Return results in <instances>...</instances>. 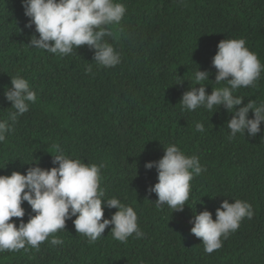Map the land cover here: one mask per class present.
Instances as JSON below:
<instances>
[{
	"label": "trees",
	"instance_id": "1",
	"mask_svg": "<svg viewBox=\"0 0 264 264\" xmlns=\"http://www.w3.org/2000/svg\"><path fill=\"white\" fill-rule=\"evenodd\" d=\"M126 6L121 22L104 39L121 56L104 68L87 46L60 57L29 47L34 26L24 15L22 0H0V120L14 111L4 92L19 74L37 93V102L20 116L0 143V175L26 174L38 163L53 167L52 155L63 154L88 165H103L102 199L117 198L137 214L142 238L126 243L113 239L110 228L95 243L76 232L73 221L38 249L0 252V264H264V123L252 138L227 126L233 113L224 108L182 109L185 91L215 84L211 61L224 39L246 40V47L264 65V0H117ZM91 72H88V69ZM209 80L196 85V71ZM233 95L243 104L264 103V70L255 87H241ZM253 118V113H249ZM203 132H197L196 123ZM11 123V122H10ZM175 144L185 155L197 156L206 171L190 181V196L182 212L148 189L157 183L155 169L164 148ZM228 199L251 204L254 215L244 218L222 247L204 254L202 240L191 234L193 215L215 211ZM25 223L34 215L25 202ZM111 218L116 209L105 208ZM19 227L20 219L13 218Z\"/></svg>",
	"mask_w": 264,
	"mask_h": 264
},
{
	"label": "clouds",
	"instance_id": "2",
	"mask_svg": "<svg viewBox=\"0 0 264 264\" xmlns=\"http://www.w3.org/2000/svg\"><path fill=\"white\" fill-rule=\"evenodd\" d=\"M24 15L29 22L25 27L34 26L35 33L29 47L44 50L60 57L69 55L74 49L87 46L93 50L94 61L104 67L113 68L121 62V56L105 41L111 35V27L121 22L126 6L117 0H22ZM216 69L215 84L227 86L212 89L207 94L201 82L209 80V72L198 70L193 87L183 93L180 104L183 110L198 108L212 110L222 107L233 113L227 126L229 139L237 133L256 137L264 123V103L254 101L243 104V97L233 95L241 87H255L264 65L258 56L246 47V40L224 39L217 45V52L211 61ZM91 72L89 68L87 70ZM4 97L14 111L7 120H0V143L13 131L12 124L30 110L37 102V93L29 81L17 74L10 78V87ZM253 118H249V113ZM11 122V123H10ZM197 132H203L202 123L195 125ZM58 154L52 155L53 167L43 169L38 163L29 167L26 174L12 172L10 176L0 175V252H19L28 248L38 249L40 244L52 236L51 244H62L54 234L64 230L66 221L75 217L73 224L77 233L89 243L100 239L110 228L113 239L126 243L130 236L143 237L138 226V217L131 206L117 198L102 199L104 190L100 186L102 164L88 165L79 159L63 154L59 145L54 146ZM145 170L155 169L157 183L148 189L158 199L157 208L167 205L175 212H182L189 200L190 181L206 169L200 165L199 157L187 156L175 144L164 148V155L158 161L146 162ZM27 202L32 213L28 222L22 205ZM105 208L116 209L111 218L105 217ZM254 212L251 204L239 199L229 203L225 199L212 213L204 210L194 214L189 221L191 234L202 240L204 254H211L222 247L221 237L227 239L240 227V222L251 220ZM13 218H19L17 227Z\"/></svg>",
	"mask_w": 264,
	"mask_h": 264
}]
</instances>
